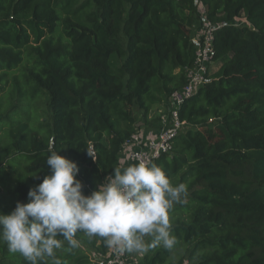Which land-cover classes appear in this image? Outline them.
Listing matches in <instances>:
<instances>
[{
  "label": "trees",
  "instance_id": "1",
  "mask_svg": "<svg viewBox=\"0 0 264 264\" xmlns=\"http://www.w3.org/2000/svg\"><path fill=\"white\" fill-rule=\"evenodd\" d=\"M203 12L223 24L216 68L181 105L183 131L155 162L187 186L170 210L177 242L136 264H264V0H0V214L29 202L50 149L77 163L90 195L133 135L158 130L153 109L187 85ZM57 254L94 264L81 244ZM0 264L28 262L0 242Z\"/></svg>",
  "mask_w": 264,
  "mask_h": 264
},
{
  "label": "clouds",
  "instance_id": "2",
  "mask_svg": "<svg viewBox=\"0 0 264 264\" xmlns=\"http://www.w3.org/2000/svg\"><path fill=\"white\" fill-rule=\"evenodd\" d=\"M85 149L96 159L91 146ZM137 159L123 170L115 168L97 190L85 195L77 163L50 149V174L29 190V202H17L10 214H0V242L28 264H63L57 253L64 242L68 249L78 248V233L99 238L121 254L158 245L173 249L177 241L171 234L170 210L185 202L187 186L173 184L162 166ZM148 236L151 243L145 240Z\"/></svg>",
  "mask_w": 264,
  "mask_h": 264
},
{
  "label": "built area",
  "instance_id": "3",
  "mask_svg": "<svg viewBox=\"0 0 264 264\" xmlns=\"http://www.w3.org/2000/svg\"><path fill=\"white\" fill-rule=\"evenodd\" d=\"M203 25L194 38L197 45L194 65L187 69V85L175 92L168 101V106L160 112L159 129L146 134L140 131L133 135L125 144L118 168L138 162V157L145 162L155 163L163 155L173 150L174 142L183 131L186 122L179 116L181 105L197 93L208 80L211 67L215 64L216 49L214 45L215 31L223 24L214 25L203 12ZM94 264H136L137 261L128 253H119L114 248H108L105 254L94 253Z\"/></svg>",
  "mask_w": 264,
  "mask_h": 264
},
{
  "label": "rangeland",
  "instance_id": "4",
  "mask_svg": "<svg viewBox=\"0 0 264 264\" xmlns=\"http://www.w3.org/2000/svg\"><path fill=\"white\" fill-rule=\"evenodd\" d=\"M240 23H242V22H240ZM213 68H216V66L213 65V66L211 67V69H213ZM163 109H165V106H163V105H160V106H156V107H154L153 112H152V116H153V117H157L158 115H160V112H161ZM135 114H136V116L139 118V116H140V115H139V112L136 111ZM175 204H176V203H175ZM175 204H174V205H175ZM152 239H153V238H152L151 236L145 237V240H146L148 243H151ZM80 244H81V248H83V249H87V252L90 253L91 256L94 255L95 252H93L92 249L88 248L87 245H85V244H83V243H80ZM147 251H148V249H147L146 251H143V252L134 253V254H133V255H134V259H136V261H140V260L142 259V256H143Z\"/></svg>",
  "mask_w": 264,
  "mask_h": 264
}]
</instances>
